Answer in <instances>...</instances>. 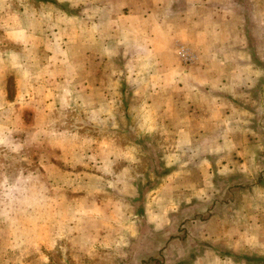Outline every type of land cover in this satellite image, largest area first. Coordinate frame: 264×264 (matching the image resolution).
<instances>
[{
  "label": "rangeland",
  "instance_id": "374dc122",
  "mask_svg": "<svg viewBox=\"0 0 264 264\" xmlns=\"http://www.w3.org/2000/svg\"><path fill=\"white\" fill-rule=\"evenodd\" d=\"M0 264H264V0H0Z\"/></svg>",
  "mask_w": 264,
  "mask_h": 264
},
{
  "label": "crops",
  "instance_id": "0c3cea01",
  "mask_svg": "<svg viewBox=\"0 0 264 264\" xmlns=\"http://www.w3.org/2000/svg\"><path fill=\"white\" fill-rule=\"evenodd\" d=\"M8 109H11V108H8ZM11 112H12V110H10V112H8V113H11ZM8 113H7V115H8ZM6 118L12 120L11 115H8V117H6ZM2 123L7 124V125L11 124V122H8V120H6V119Z\"/></svg>",
  "mask_w": 264,
  "mask_h": 264
}]
</instances>
